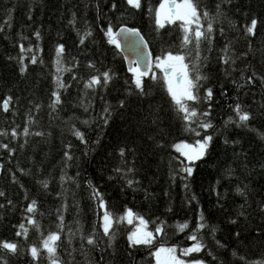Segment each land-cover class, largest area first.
<instances>
[{
    "label": "trees",
    "instance_id": "1",
    "mask_svg": "<svg viewBox=\"0 0 264 264\" xmlns=\"http://www.w3.org/2000/svg\"><path fill=\"white\" fill-rule=\"evenodd\" d=\"M163 1L0 0V264H154L160 246L264 264V0H186L188 24L160 22ZM123 24L183 62L191 97L126 68Z\"/></svg>",
    "mask_w": 264,
    "mask_h": 264
},
{
    "label": "rangeland",
    "instance_id": "2",
    "mask_svg": "<svg viewBox=\"0 0 264 264\" xmlns=\"http://www.w3.org/2000/svg\"><path fill=\"white\" fill-rule=\"evenodd\" d=\"M169 6L168 0H164L157 10V18L160 20L162 18H169ZM194 10L192 5L184 0L181 3L174 4V15L171 19H181L184 20L187 24L192 21L194 18ZM175 62V67L171 69V76L167 78V84L169 91L172 97L177 101H183L185 98H189L192 96L191 90V80L189 79L185 66L183 62L179 58H172L171 56H165L162 58H157L153 61V65L155 68L163 70L166 66L165 64ZM179 71V74L175 72ZM155 72V69L154 71ZM137 76L139 72L137 71ZM178 75V78H176ZM206 143L203 140H198L195 143H187L180 142L176 145V148L180 151V153L187 159L193 160L196 157L203 154L205 151ZM103 208L102 214V226L105 231H107L112 223L111 216L106 213L105 207L102 204ZM124 218L131 225V229L129 231V238L134 242H143L148 241L153 236V232L148 228L147 223L141 218L134 215L132 212H126ZM54 236L50 237L45 242V248L48 251L53 250ZM198 248V246L194 245L189 247L186 252H190L191 250ZM185 252V253H186ZM155 263L154 264H203L201 261H187L185 260L175 248L173 247H165L160 246L154 252Z\"/></svg>",
    "mask_w": 264,
    "mask_h": 264
},
{
    "label": "water",
    "instance_id": "3",
    "mask_svg": "<svg viewBox=\"0 0 264 264\" xmlns=\"http://www.w3.org/2000/svg\"><path fill=\"white\" fill-rule=\"evenodd\" d=\"M176 0H168L171 13H174ZM113 38L117 42L123 55L126 68L130 71H138L147 75L152 71V54L148 43L140 30L128 25H120L113 32Z\"/></svg>",
    "mask_w": 264,
    "mask_h": 264
},
{
    "label": "flooded vegetation",
    "instance_id": "4",
    "mask_svg": "<svg viewBox=\"0 0 264 264\" xmlns=\"http://www.w3.org/2000/svg\"><path fill=\"white\" fill-rule=\"evenodd\" d=\"M173 15H174V13H171V11L169 10V17H170V19L173 17ZM164 20H169V18H162L161 19V22H163ZM165 68L163 69V71H164V75L166 76V77H169V76H171V74H172V72H171V69L173 68V67H175V62H169V63H167L166 62V64H165ZM176 74H179V71H176L175 72ZM176 78H178V75H177V77Z\"/></svg>",
    "mask_w": 264,
    "mask_h": 264
}]
</instances>
